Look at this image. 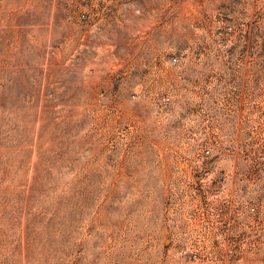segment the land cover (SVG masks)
<instances>
[{"label":"rangeland","instance_id":"374dc122","mask_svg":"<svg viewBox=\"0 0 264 264\" xmlns=\"http://www.w3.org/2000/svg\"><path fill=\"white\" fill-rule=\"evenodd\" d=\"M0 264H264V0H0Z\"/></svg>","mask_w":264,"mask_h":264},{"label":"bare ground","instance_id":"6f19581e","mask_svg":"<svg viewBox=\"0 0 264 264\" xmlns=\"http://www.w3.org/2000/svg\"><path fill=\"white\" fill-rule=\"evenodd\" d=\"M46 246H47V244L44 243V244H43L42 246H40L38 249H39L40 251H46ZM27 260H28L29 262H31V263H33V262H41V260L36 259V258H33V257H29Z\"/></svg>","mask_w":264,"mask_h":264}]
</instances>
